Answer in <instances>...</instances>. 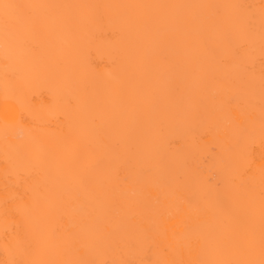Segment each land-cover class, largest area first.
Returning <instances> with one entry per match:
<instances>
[{"label": "bare ground", "instance_id": "bare-ground-1", "mask_svg": "<svg viewBox=\"0 0 264 264\" xmlns=\"http://www.w3.org/2000/svg\"><path fill=\"white\" fill-rule=\"evenodd\" d=\"M0 264H264V0H0Z\"/></svg>", "mask_w": 264, "mask_h": 264}]
</instances>
